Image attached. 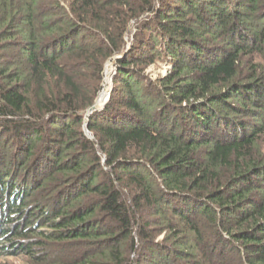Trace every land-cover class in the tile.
Listing matches in <instances>:
<instances>
[{"label":"trees","instance_id":"obj_1","mask_svg":"<svg viewBox=\"0 0 264 264\" xmlns=\"http://www.w3.org/2000/svg\"><path fill=\"white\" fill-rule=\"evenodd\" d=\"M0 128V264H264V0H0Z\"/></svg>","mask_w":264,"mask_h":264},{"label":"rangeland","instance_id":"obj_2","mask_svg":"<svg viewBox=\"0 0 264 264\" xmlns=\"http://www.w3.org/2000/svg\"><path fill=\"white\" fill-rule=\"evenodd\" d=\"M133 25L135 26L134 33H133V35H132V37H131L130 40L127 38L128 44H131V46L135 43V37H134V35L136 33V30L137 29L140 30L141 29V26L143 25V23L142 24H133ZM170 68H171V64L168 61H163V62L160 61L156 65H152L151 67H149L147 69V74H148V76L150 78L155 79V78H157L160 75H166L168 73V71H169ZM112 85H114V84H112ZM112 91H113V89H112ZM112 91H111V93H112ZM111 93H110V97H111ZM244 119H246L247 121H252L253 122L251 116H249V115H247V116L245 115L244 116ZM2 133H3V129L0 128V138L1 137H2V139L3 138H6L8 144L5 145L6 144L5 143L4 145H0V157L2 156V153L3 152H7L8 155L13 158V155L14 154L12 155V152L10 151V149H11V147L13 149L16 147V145H15L16 144V137L13 136V133L12 134H9V135H6V136H3ZM162 237H163V235L160 236V238H162ZM6 262H7V264H31V260L26 255H22V256H19V257H17V256L10 257V258H8L6 260Z\"/></svg>","mask_w":264,"mask_h":264},{"label":"water","instance_id":"obj_3","mask_svg":"<svg viewBox=\"0 0 264 264\" xmlns=\"http://www.w3.org/2000/svg\"><path fill=\"white\" fill-rule=\"evenodd\" d=\"M157 1H158V0H157ZM142 23H143V22H141L140 24H142ZM130 47H131V44H128L127 49H126L124 52H122V53H120V54H117V55L113 56L111 59H109L108 62L106 63V65H105L104 73L108 72V73L112 74L113 77H114V75L116 74L117 68H118V60H119L120 58H122V57L125 55V53L129 50ZM112 89H113V85H112V87H111V91H112ZM110 93H111V92H110ZM109 99H110V94H109V97H108L107 102L109 101ZM97 101H98V98H97L95 104H94L92 107H90V108L88 109V111H87V114H86V121H87V122H88V120H89V116H90L93 112H95V111H97V110H102V109H104L105 106H106V104H107V102H106V104H105L102 108H97V107H96Z\"/></svg>","mask_w":264,"mask_h":264}]
</instances>
